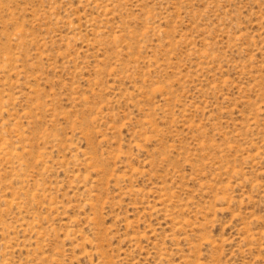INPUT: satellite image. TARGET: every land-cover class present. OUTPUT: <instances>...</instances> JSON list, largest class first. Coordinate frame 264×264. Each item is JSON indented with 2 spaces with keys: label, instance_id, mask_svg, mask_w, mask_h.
I'll return each mask as SVG.
<instances>
[{
  "label": "rangeland",
  "instance_id": "374dc122",
  "mask_svg": "<svg viewBox=\"0 0 264 264\" xmlns=\"http://www.w3.org/2000/svg\"><path fill=\"white\" fill-rule=\"evenodd\" d=\"M0 264H264V0H0Z\"/></svg>",
  "mask_w": 264,
  "mask_h": 264
}]
</instances>
